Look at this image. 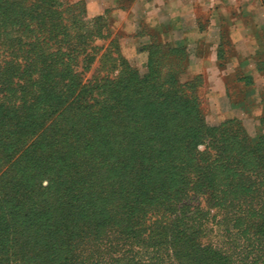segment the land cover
<instances>
[{
    "label": "trees",
    "instance_id": "trees-1",
    "mask_svg": "<svg viewBox=\"0 0 264 264\" xmlns=\"http://www.w3.org/2000/svg\"><path fill=\"white\" fill-rule=\"evenodd\" d=\"M71 6L62 0H0V44L26 58L23 67L13 66V59L1 68L0 87L9 86L20 75L24 81L20 91L23 103L41 88L46 102L51 98L55 101L43 108L49 112L47 118L60 114L68 120L66 126L70 125L66 131L63 127L55 129L53 124L37 123L25 107L0 113L3 120L26 113L31 120L23 128L33 134L39 132L19 156L13 152V161L9 158L12 177H7L8 171L1 175L9 180L0 186V264H75L69 259L78 243L94 235L97 223L110 224L111 220L102 215H91L99 199L103 203L101 211L106 204L122 208L118 226L133 240L142 233L139 225L131 223L136 212H143L144 217L148 211L166 208L150 225L148 239L142 244L170 251L169 259L175 264H264V134L250 137L237 118L209 125L197 95L200 75L183 84L177 77H170L172 89L163 95V101L139 110L132 100L150 91L148 85L143 87L148 78H140L124 59L127 70L120 80L102 78L80 86L78 74L71 75L67 66L60 70L65 53L59 52L60 56L52 60L36 50V46L41 49L37 42L24 48L23 39H29L33 27L57 43L61 38L68 41V30L75 21L64 22L63 15L79 16ZM82 14L89 31L77 33L75 43L67 42L73 46L67 47L68 54L71 49L84 52L92 35L110 36L105 15L87 18L85 8ZM104 21L106 25H100ZM184 50L155 39L148 47L149 74L155 72L152 63L156 53L174 55ZM259 64V70H264V61ZM53 70L55 79L77 81L71 94L64 96L63 91L53 89H58V81L51 77ZM49 81L52 87L44 85ZM7 137L0 128V151L4 146L3 151L7 149L11 140L6 143ZM19 142L14 132L16 151ZM41 145H47V149L39 155ZM201 145L203 150L199 149ZM179 149L186 155L180 171L170 160ZM189 172L194 179H187ZM45 178L53 186V198L41 205L37 189ZM31 182L34 185L30 191L27 184ZM192 194L203 196L210 206L223 212L217 224L227 232L228 247L204 242L210 233L207 222L189 216L188 206L173 215V201ZM56 204L58 210L53 211ZM139 205L142 210L136 211ZM131 259L128 264L162 261L157 255L147 261Z\"/></svg>",
    "mask_w": 264,
    "mask_h": 264
},
{
    "label": "rangeland",
    "instance_id": "rangeland-1",
    "mask_svg": "<svg viewBox=\"0 0 264 264\" xmlns=\"http://www.w3.org/2000/svg\"><path fill=\"white\" fill-rule=\"evenodd\" d=\"M71 3L73 7L72 11L75 9L76 13L79 14L77 19L71 16L70 13H65V20L68 21L72 19L75 21L74 26L68 30L69 36L66 38L68 41L75 43L77 38L74 36L77 33H87L89 31L84 23H87L85 18H83L82 10L85 8L87 10V18H93L99 15H105L107 25L109 26V37L102 38L95 35L88 37L87 44L85 46V51L81 52L76 49H71V53L68 54L70 50L67 51V47L72 48L73 46H68L67 42L59 38L61 41L56 42V39L48 36V34H43L40 30L33 27L32 34H29V39H23L24 48H29L30 43L37 42L40 44L41 49L36 50L48 59H54L60 56L59 52L65 53L66 58L62 59L65 61L64 65H60L61 68L68 67V72L71 75L78 74L81 77L82 84H88L91 80H101L102 78H109L111 80H120L127 69H124L123 60L129 68L138 72L140 78H148V82L143 84V87L149 86L150 91H143L140 96H134L132 103L136 105L140 110L142 107L155 105L163 101L164 96L168 89H172L170 83L168 82L170 77H177L181 84L186 83L196 76H201L199 80L200 85L198 88V96L201 101V108L206 122L209 125H219L227 120L237 118L241 121L243 127L245 128L247 134L250 137H257L260 134H264V70L256 72L253 61L250 66H245L243 68L237 61V56H245L252 59L255 55L261 62L264 61V27L257 30L255 33H251L249 37L235 44L231 42L228 36V28L223 25L220 27L219 38L220 43H214L209 40L214 39L216 32H211L206 30L207 37L201 40L199 43L195 44H177L169 42L171 45L176 47L185 48L184 52H174V55H169L168 53H156L154 55L155 63H152V67L155 72L149 74V62L150 53L148 47L151 42L160 38L153 36L150 38H143L140 34L132 36L128 34L124 26H121V20L117 16L115 8H109L105 13L99 12L101 9V4L96 1L92 4V11H89L88 0H62ZM230 8H236L239 10H230L231 17L237 21H244L250 17V12L256 6L262 7L264 9V0H231ZM66 6V4H65ZM64 6V7H65ZM91 6V5H90ZM205 14V12H203ZM83 19V20H82ZM100 25H106V22H101ZM104 30V29H103ZM106 31V30H105ZM240 34L247 33V29H239ZM106 35V32L103 34ZM139 36V37H138ZM114 39V43H111ZM162 42V41H160ZM29 44V45H28ZM109 51L106 52V50ZM68 55V57H67ZM250 56V57H249ZM13 66L23 67L26 61L25 56L19 53L13 54L8 46L0 44V70L1 68L13 61ZM234 59V60H232ZM232 60V61H231ZM241 60V58L239 59ZM154 64V65H153ZM190 67H195L201 70L199 74L192 77L189 71ZM246 71V72H245ZM253 73L252 79L247 80L245 78V73ZM188 73H190L188 75ZM56 71L53 70L51 77L53 80L58 81V89L53 88L55 91H63L64 96L72 93L73 85L77 83L76 80H70L68 77L55 79ZM123 74V75H122ZM37 75L34 76V79ZM21 76H15L11 84L7 87H0V113H6L18 108L22 110L23 107L29 108L27 113L35 117L37 123H43V125L48 126L53 124L55 129L59 128H70L68 120L62 119L60 114H54L52 117L47 118L49 112H46L44 107L54 104L53 98L48 99L46 102V96L43 95V89L37 88L32 97L27 98V101L23 103L21 99V89L24 86V81L19 79ZM251 81V82H250ZM52 82V81H51ZM51 82L47 87L51 86ZM55 86V85H53ZM22 87V88H21ZM52 87V86H51ZM144 90L143 88H141ZM140 91V90H138ZM188 95L183 96L184 98ZM104 99L103 96L98 97ZM114 104V102H112ZM24 117H15L13 119L8 118L6 120L0 119L2 121V126L0 127L8 137L5 139H11L9 141L8 147L5 151L3 149L0 151V186L5 185L9 178L12 177V173L9 172V158L19 156L21 151L26 149V146L30 145L31 139L37 138V134H33L31 130H26L23 127L29 125L28 117L26 113L23 114ZM262 119V121H261ZM20 120V121H18ZM18 135L20 142L18 143L17 151L15 147L17 145L13 144V133ZM27 133V134H25ZM28 140V141H27ZM25 143V144H24ZM3 144V143H2ZM24 144V147L22 146ZM47 145H41L38 148L39 155L46 151ZM200 150L204 149V145L199 147ZM13 152L15 154L13 156ZM126 151L124 155L127 153ZM174 157V158H173ZM185 150L179 149L170 158L173 161L174 167L176 169L183 170L186 160ZM8 171L9 178H2L3 172ZM17 172L18 170H14ZM187 179H194L192 172L187 174ZM190 181V180H189ZM48 179H43L41 189H37L38 197L40 198V204L44 205L49 199L53 198L52 189L53 186L49 184ZM33 183H28V190H32ZM52 186V187H51ZM119 189V187H116ZM39 190V191H38ZM189 190V194H191ZM51 197V198H50ZM123 197V196H122ZM121 199H124L123 197ZM120 199V198H119ZM101 200H97L95 207L93 209V217L99 218L101 215L106 219H110L108 226L105 224L96 225L97 231L94 235L89 238H84L83 243L75 247V251L72 254V258L69 259L70 262L75 264H128V259L132 261L143 260L147 261L151 257L158 256L162 258L160 264H175L170 260L171 252L162 249L157 250L155 246L147 247L142 244L148 238V229L154 221L159 219L164 213L166 208H160L159 211H148L143 217V212H136V217L133 218L131 222L132 225H139V230L142 232L138 240H133L127 234L126 229L118 226L119 218L122 216V208H114L110 204H106L103 210L100 209L103 206ZM120 203L121 201H117ZM175 208L176 212L183 209V206H188L189 216L197 218V221L206 220V225L209 228V235L204 239L205 243H211L213 245H219L228 247L229 237L227 232L223 228L219 227L217 224L219 219L223 216V212L219 211V208L210 206L203 196L200 195H189L184 197L180 201H173L171 204ZM59 204L53 206V211L58 210ZM136 211L142 210L139 205ZM172 213H170L171 216ZM87 215V214H82ZM172 215V216H173ZM169 216L166 215L165 217ZM201 220V221H202ZM204 221V220H203ZM128 261V262H127Z\"/></svg>",
    "mask_w": 264,
    "mask_h": 264
},
{
    "label": "crops",
    "instance_id": "crops-1",
    "mask_svg": "<svg viewBox=\"0 0 264 264\" xmlns=\"http://www.w3.org/2000/svg\"><path fill=\"white\" fill-rule=\"evenodd\" d=\"M95 1L101 4L99 12L105 13L109 8H115L121 26L125 27L128 34H140L143 38L157 36L162 42L195 44L207 37L206 30H217L213 41H209L220 43L218 31L225 25L231 42L238 44L264 27L262 7L256 6L248 19L239 22L231 17L230 10H239L230 8L231 0H88L89 11H92ZM239 29H247L248 32L240 34ZM236 60L241 61L243 68L250 66L253 61L256 72L260 71L261 61L256 55L252 59L239 55ZM190 70L192 77L201 72L195 67H190ZM252 74L245 73V77H251Z\"/></svg>",
    "mask_w": 264,
    "mask_h": 264
}]
</instances>
